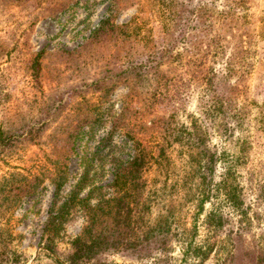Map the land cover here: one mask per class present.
<instances>
[{"label": "rangeland", "instance_id": "1", "mask_svg": "<svg viewBox=\"0 0 264 264\" xmlns=\"http://www.w3.org/2000/svg\"><path fill=\"white\" fill-rule=\"evenodd\" d=\"M171 1L0 0V264H264V0Z\"/></svg>", "mask_w": 264, "mask_h": 264}, {"label": "trees", "instance_id": "2", "mask_svg": "<svg viewBox=\"0 0 264 264\" xmlns=\"http://www.w3.org/2000/svg\"><path fill=\"white\" fill-rule=\"evenodd\" d=\"M192 1L193 0H189L190 3L189 5L186 2H180L179 0H172L170 2L169 7L166 8V11L169 13L167 19L169 20V23L173 25L172 26L173 28L179 29V31L181 32L180 34L184 37V39L185 37H190V40H188V42L190 43V48H184V52H187L188 54L191 55L189 57L190 61H188L187 64H194V65L199 64L200 66H202V64H205V59H203L205 55L202 54L201 47L203 46L200 47L199 44L206 43L207 49H204L205 54H209V52L212 51L211 48L214 46L215 42L216 45L218 46L219 38L215 39V37L210 36L211 33L210 29L212 28V24L218 23L219 21H224V22L226 21L230 26H232L233 23H236L238 20L242 18V14L238 12L239 11L238 9L244 8L245 1L232 0L231 2H233L236 5V7L235 8L230 7L231 13L228 14L221 13L218 19L215 15L216 9L214 7L210 6L207 3V4H200L198 9H194L191 6ZM228 1L229 0H227V2ZM148 2H150V0H148ZM154 4H155V0H154ZM187 5L190 6V8H188ZM176 9H178V11ZM143 10L141 12L142 15L146 14V12H144ZM181 11L186 13V15L184 16V18L179 19V13H181ZM192 24H194V29L196 31L200 29L199 31L200 33H195V35L191 34L192 33L191 31H193L192 30L193 28H191ZM223 25H225V23ZM101 26L104 28L105 23H102ZM140 27H141L140 18L137 17L133 20V23H130V25L126 26L125 30H122L121 32L116 34L117 40L118 39L121 40L122 38L126 39L127 37L131 39L133 35L138 37ZM172 27H169L167 29L170 30L172 29ZM179 39L181 38L178 39L173 38V42L174 40H176L177 43ZM172 46L169 47L170 48L169 51H166L165 54L171 53ZM239 50H241L242 52L244 51V48L242 47ZM156 57L154 59L155 63L158 62ZM181 57L182 55H180V58ZM225 154L226 152L221 151L219 155L215 154L218 157L214 155L215 157L213 156V159L216 158V160H219L220 156L222 155L224 156ZM137 162L138 160H136L134 164H136ZM74 246H75V252L68 258L67 264H87L88 263L87 261L91 259L90 255L91 253H93V247L90 244L84 242L82 239H77L74 243ZM49 249L51 251H54L52 248ZM57 262L58 264H64L61 261H57Z\"/></svg>", "mask_w": 264, "mask_h": 264}]
</instances>
